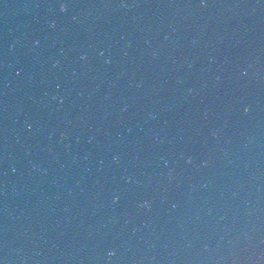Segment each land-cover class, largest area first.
Masks as SVG:
<instances>
[{
  "label": "water",
  "instance_id": "obj_1",
  "mask_svg": "<svg viewBox=\"0 0 264 264\" xmlns=\"http://www.w3.org/2000/svg\"><path fill=\"white\" fill-rule=\"evenodd\" d=\"M0 264H264V0H0Z\"/></svg>",
  "mask_w": 264,
  "mask_h": 264
}]
</instances>
